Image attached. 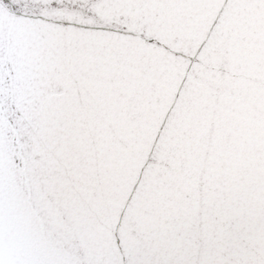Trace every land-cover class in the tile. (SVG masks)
Returning a JSON list of instances; mask_svg holds the SVG:
<instances>
[{
	"label": "snow or ice",
	"instance_id": "1",
	"mask_svg": "<svg viewBox=\"0 0 264 264\" xmlns=\"http://www.w3.org/2000/svg\"><path fill=\"white\" fill-rule=\"evenodd\" d=\"M0 264H264V0H0Z\"/></svg>",
	"mask_w": 264,
	"mask_h": 264
}]
</instances>
